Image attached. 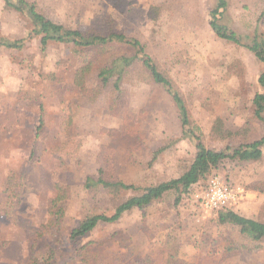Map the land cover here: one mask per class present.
<instances>
[{
    "label": "rangeland",
    "instance_id": "1",
    "mask_svg": "<svg viewBox=\"0 0 264 264\" xmlns=\"http://www.w3.org/2000/svg\"><path fill=\"white\" fill-rule=\"evenodd\" d=\"M28 1L67 29L138 40L171 80L206 147L235 148L264 136L252 104L264 65L244 46L256 29L264 38V0H225L219 22L239 45L209 26L217 0ZM31 27L0 0V38L26 39L20 50L0 49V264H165L174 248L190 264H264V241L257 248L237 227L220 224L221 211L202 218L195 196L221 175L243 191L231 210L264 222V145L257 161L225 160L203 185L168 192L70 239L85 218L110 216L143 188L178 178L194 159L195 141L182 136L171 96L140 61L124 69L117 88L115 75L95 94L94 70L80 91L76 74L87 62L96 65L97 52L56 42L42 52ZM114 44L106 56L134 54ZM217 121L231 135L214 136ZM115 183L138 190L108 185ZM52 206L63 210L58 223Z\"/></svg>",
    "mask_w": 264,
    "mask_h": 264
},
{
    "label": "trees",
    "instance_id": "2",
    "mask_svg": "<svg viewBox=\"0 0 264 264\" xmlns=\"http://www.w3.org/2000/svg\"><path fill=\"white\" fill-rule=\"evenodd\" d=\"M1 1L3 2L5 9L13 10L29 21L32 26L31 35L40 38L42 52L45 50L48 43L51 42L70 43L74 48H80L82 51L94 49L93 51L97 52V56L94 59L96 65L87 62L76 74L75 83L80 91L85 90L83 85L84 77L94 70L95 79L99 85L93 91L95 94L100 93L101 88L109 84L115 75L118 76L115 79L113 86L114 88H117L124 69L127 70V68L133 65L136 61H140L142 68L147 72L150 80L155 84L161 85L171 96L179 113L182 136L190 137L195 141L194 159L178 178L143 188L140 195L124 201L110 216L99 214L85 218L76 228L71 230V240H76L77 238L84 236L100 223H115L125 212L131 211L132 209H142L151 203L160 200L168 192H175L180 196L182 193L189 192L194 185H203L207 176L213 174L225 160L244 163L257 161L262 157L261 147L264 145V136L251 143L240 144L235 148H232L230 145H227L220 150L206 147L201 141V134H196V132H199V129L191 124L183 100L174 90L171 80L158 70L156 63L145 52L144 46L138 40L128 38L121 33H111L104 36L89 31L83 33L80 30L67 29L63 25L57 24L48 19L37 8L34 2L28 0ZM226 9V1L217 0L215 8L210 12L209 26L217 37L238 45L242 44L236 33L228 31L226 26L219 22ZM254 32L251 44L244 46L264 65V38H262L257 29ZM25 41L26 39L8 40L0 38V49L20 50L24 47ZM115 42L127 44L134 50V54L131 56L120 57H113V55L106 56L107 51L105 50L108 45L114 44ZM258 84L261 88V92L254 95L252 104L254 106L255 117L264 125V70L258 77ZM213 133L214 136H218L219 139H225L231 135V133L221 125V121H217L214 124ZM100 182L101 181H99V183ZM87 185H90L89 179ZM108 185H115L124 190H138V188L133 185H124L123 183ZM60 200L61 198L58 195L56 200H54V205ZM176 200L179 201V197H177ZM50 214L54 217L55 222H53L58 223L63 216V210L62 208L53 209L52 206ZM218 222L220 224L237 227L242 236L249 239L252 243L259 244L256 245L257 248H260V243L264 241V222L241 216L231 209L221 211L218 214ZM234 249L235 248L233 247H226L225 252H231ZM44 264L49 263L46 262ZM165 264L190 263L179 258L174 248L168 252Z\"/></svg>",
    "mask_w": 264,
    "mask_h": 264
},
{
    "label": "built area",
    "instance_id": "3",
    "mask_svg": "<svg viewBox=\"0 0 264 264\" xmlns=\"http://www.w3.org/2000/svg\"><path fill=\"white\" fill-rule=\"evenodd\" d=\"M196 193V201L202 218L211 217L218 211L233 209L243 199V191L221 175L211 176Z\"/></svg>",
    "mask_w": 264,
    "mask_h": 264
}]
</instances>
